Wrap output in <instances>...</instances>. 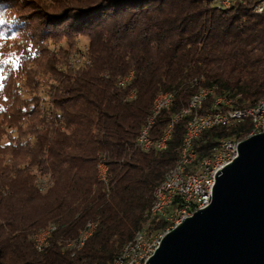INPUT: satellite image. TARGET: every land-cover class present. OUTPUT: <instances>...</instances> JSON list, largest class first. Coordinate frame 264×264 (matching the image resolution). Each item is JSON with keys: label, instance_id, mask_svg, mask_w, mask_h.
<instances>
[{"label": "trees", "instance_id": "1", "mask_svg": "<svg viewBox=\"0 0 264 264\" xmlns=\"http://www.w3.org/2000/svg\"><path fill=\"white\" fill-rule=\"evenodd\" d=\"M256 5L0 0V54L16 50L13 62L0 59V264H115L180 159L189 117L176 124L167 149L138 145L155 98L175 96L155 122V138L202 89L213 90L207 110L220 97L239 109L264 98V14ZM130 72L131 84L119 87ZM251 130L247 119L205 131L199 159L221 139L243 140ZM92 221L99 222L94 235L69 247ZM52 224L56 231L38 250L34 236Z\"/></svg>", "mask_w": 264, "mask_h": 264}, {"label": "water", "instance_id": "2", "mask_svg": "<svg viewBox=\"0 0 264 264\" xmlns=\"http://www.w3.org/2000/svg\"><path fill=\"white\" fill-rule=\"evenodd\" d=\"M147 264H264V131L241 140L211 204L167 233Z\"/></svg>", "mask_w": 264, "mask_h": 264}, {"label": "bare ground", "instance_id": "3", "mask_svg": "<svg viewBox=\"0 0 264 264\" xmlns=\"http://www.w3.org/2000/svg\"><path fill=\"white\" fill-rule=\"evenodd\" d=\"M218 4V1H217ZM260 4V6H259ZM222 9H228L226 5H218ZM255 12L258 14H264V0H257V5L255 8ZM80 60L74 59L72 64H79ZM134 78V72H130L125 77L119 79L118 86L126 89L132 82ZM213 94V90L210 88H205L199 91L190 101L188 106L183 109L181 112L177 113L171 119L167 130L165 133L159 138H155L153 136L152 131L147 135V149L146 145H143V135L147 128H150L156 122L157 118L163 113L164 110L168 109L174 99L175 96L172 92H162L160 93L154 100L151 115L148 118L146 125L142 128L137 142L140 148L144 151H150L153 149L157 150H165L168 147V141L172 137L173 130L180 121H182L185 117H189L186 133L182 142V149L180 153V159L177 165L170 169L166 175L162 183L155 189L153 193V201L151 205L150 212L147 215V222L137 231L133 240L127 243L120 257L116 260L115 264H138L140 261V256H144L145 249H152L154 244L158 242V247L165 237L167 233H169L173 229H169V231L162 236L164 232V224H156L159 221L162 222L166 219H173L174 215L182 211L183 202L182 201H171L167 206H165L164 212H158L161 203L167 202V194L174 193V187L183 185L187 182L192 174L200 173L203 171L205 165L212 160H215L217 155L220 153V149L224 144L235 143L238 144L241 140H236L233 138H224L221 139L216 146L212 148L210 151V155L203 159H199V154L196 149V142L201 137L200 133H193L195 122L199 117H202L203 111L205 112H216L219 105L224 104V108L228 111H237V110H252V116H245V120L250 119L252 123V130L249 136H253L258 133H262L264 131V123L261 118V109H264V98L254 107L249 109H239L234 107L233 101L227 97L217 98L215 102L211 104V108L209 110L204 109L205 103L208 97ZM136 92L132 91L129 95L128 99H135ZM245 120H242L244 122ZM238 124V123H237ZM236 124H227L224 127H229ZM221 127V126H214ZM153 130V129H152ZM192 134V135H191ZM248 136V137H249ZM247 137V138H248ZM193 149L191 156H188V153ZM188 156V157H186ZM107 173L108 166L104 162H100L98 164V177L101 182L107 183ZM42 189H45L43 187ZM99 222L92 221L89 222L83 231L80 233L79 238L68 244L69 247L80 248L84 246V244L94 235L98 228ZM55 225H49L46 228L41 229L34 236L35 247L38 250H42L48 243L49 238L56 231ZM150 232V233H149ZM155 252H150V254L145 258V264H147L148 260L153 256Z\"/></svg>", "mask_w": 264, "mask_h": 264}, {"label": "built area", "instance_id": "4", "mask_svg": "<svg viewBox=\"0 0 264 264\" xmlns=\"http://www.w3.org/2000/svg\"><path fill=\"white\" fill-rule=\"evenodd\" d=\"M218 5H226L230 8L234 4V0H217ZM260 6V4H259ZM245 116H252V110H237L228 111L224 108V104L219 105L216 112H205L203 111L202 117H199L195 122L193 133L203 134L205 131L214 128V126L224 127L227 124H237L245 120ZM264 123V109H261V118ZM155 125V123H154ZM154 125L147 128L144 132L142 141L143 145H146L147 149V135L152 131ZM191 134V135H192ZM193 149L188 153L191 156ZM238 155V144L228 143L224 144L220 149V153L217 155L215 160L209 161L202 172L192 174V177L185 182L183 185L174 187L173 194H167V202L161 203L158 212H164L165 206L171 201H182L183 209L174 215L173 219H164V236L169 229H174L185 219L193 216V214L201 209L208 207L213 198V188L216 183L217 174L222 171L226 166L232 163ZM186 156V157H188ZM45 185H42V188ZM150 233V232H149ZM157 241L152 249H145L144 256H140L138 264H145V258L150 252H156L158 249Z\"/></svg>", "mask_w": 264, "mask_h": 264}, {"label": "rangeland", "instance_id": "5", "mask_svg": "<svg viewBox=\"0 0 264 264\" xmlns=\"http://www.w3.org/2000/svg\"><path fill=\"white\" fill-rule=\"evenodd\" d=\"M86 42V40L83 38L82 39V41L79 43V45H81V46H84L85 43ZM0 46H1V44H0ZM15 53H16V50H14V49H12L10 52H8L6 55H2V54H0V59H3V58H5L6 60L7 59H11V61H12V58H14V56H15ZM13 62V61H12ZM1 76V75H0Z\"/></svg>", "mask_w": 264, "mask_h": 264}]
</instances>
